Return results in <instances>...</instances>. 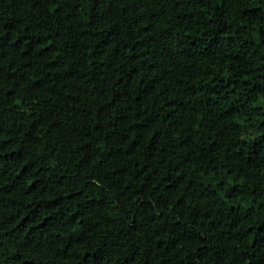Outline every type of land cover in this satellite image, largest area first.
<instances>
[{"label":"trees","instance_id":"16d2710c","mask_svg":"<svg viewBox=\"0 0 264 264\" xmlns=\"http://www.w3.org/2000/svg\"><path fill=\"white\" fill-rule=\"evenodd\" d=\"M0 264H264V0H0Z\"/></svg>","mask_w":264,"mask_h":264}]
</instances>
